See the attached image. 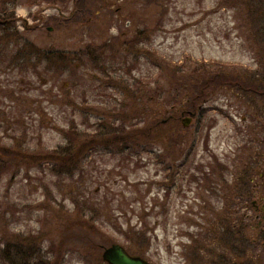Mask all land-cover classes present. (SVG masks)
I'll return each instance as SVG.
<instances>
[{
	"label": "rangeland",
	"instance_id": "1",
	"mask_svg": "<svg viewBox=\"0 0 264 264\" xmlns=\"http://www.w3.org/2000/svg\"><path fill=\"white\" fill-rule=\"evenodd\" d=\"M0 8V264H264V0Z\"/></svg>",
	"mask_w": 264,
	"mask_h": 264
},
{
	"label": "trees",
	"instance_id": "2",
	"mask_svg": "<svg viewBox=\"0 0 264 264\" xmlns=\"http://www.w3.org/2000/svg\"><path fill=\"white\" fill-rule=\"evenodd\" d=\"M13 1H15V0H13ZM8 8H10V7H8ZM8 8H6V9H1L0 8V31L1 32H3V34L6 36H8L9 38H12V37H10L9 35H11L12 33H13V31H16V30H14V17H15V14L13 13V12H11V11H9V9ZM13 35V34H12ZM9 38H8V42H9ZM34 45V47L33 48H31V49H35L34 50V55H36L37 54V58H38V61H40V62H43V61H49V65L50 66H53L55 63H57L58 65H59V63H58V61L57 60H60V58H63V57H65L63 54H55V52L54 51H46V52H44V53H40L41 51H43L44 49H41V48H39V47H37L35 44H33ZM21 47V46H20ZM20 52H22V47H21V51H19V53ZM42 54V55H41ZM63 59H65V61H66V57L65 58H63ZM17 60V59H16ZM60 62V61H59ZM61 67L64 69L65 67H63L62 65H61ZM62 159L63 160H61L63 163H70V162H72V158H71V160L70 159H68V157H66V156H63L62 157ZM72 171V170H71ZM229 241H231V240H229ZM231 243V242H230ZM233 243H235V241L233 242ZM234 246H236V247H238L237 245H236V243L235 244H233ZM239 247H241V246H239ZM238 247V248H239ZM7 249V248H6ZM6 253V252H5Z\"/></svg>",
	"mask_w": 264,
	"mask_h": 264
},
{
	"label": "water",
	"instance_id": "3",
	"mask_svg": "<svg viewBox=\"0 0 264 264\" xmlns=\"http://www.w3.org/2000/svg\"><path fill=\"white\" fill-rule=\"evenodd\" d=\"M191 118H188L184 124H189ZM103 258L110 264H151L141 256L132 255L120 243H114L107 247L103 252Z\"/></svg>",
	"mask_w": 264,
	"mask_h": 264
},
{
	"label": "flooded vegetation",
	"instance_id": "4",
	"mask_svg": "<svg viewBox=\"0 0 264 264\" xmlns=\"http://www.w3.org/2000/svg\"><path fill=\"white\" fill-rule=\"evenodd\" d=\"M262 74V73H261ZM257 82L260 80L263 89L261 91V95H264V73L262 74L261 77H257ZM259 83V82H258ZM257 83V86H258ZM258 90V89H257ZM255 104H256V109H255V115H254V125L255 127H257L258 129L264 130V97H255ZM261 155L263 156L262 161L264 160V151L261 153ZM260 176L264 178V163H263V167L260 169ZM253 207L255 208V210H257L258 212L264 211V198H257L255 200H253ZM60 254L57 255V263L58 261L60 262ZM56 264V263H55Z\"/></svg>",
	"mask_w": 264,
	"mask_h": 264
}]
</instances>
